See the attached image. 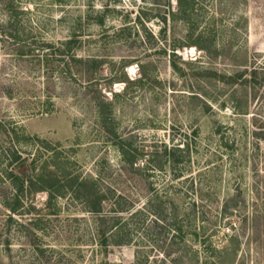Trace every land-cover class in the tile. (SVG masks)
I'll list each match as a JSON object with an SVG mask.
<instances>
[{
	"label": "rangeland",
	"instance_id": "obj_1",
	"mask_svg": "<svg viewBox=\"0 0 264 264\" xmlns=\"http://www.w3.org/2000/svg\"><path fill=\"white\" fill-rule=\"evenodd\" d=\"M192 6L0 0V264H264V0Z\"/></svg>",
	"mask_w": 264,
	"mask_h": 264
},
{
	"label": "trees",
	"instance_id": "obj_2",
	"mask_svg": "<svg viewBox=\"0 0 264 264\" xmlns=\"http://www.w3.org/2000/svg\"><path fill=\"white\" fill-rule=\"evenodd\" d=\"M178 3H179V10H180V13H177V14H181L183 18H188L189 17V13L193 10V6H192V0H178ZM192 9V10H191ZM177 14H174V12L171 14L172 18L175 17ZM9 35L11 37H17L16 34H12L11 32H9ZM74 39V38H73ZM72 41H75V40H68L67 42H65L66 44H70ZM194 45H197L198 44H194ZM68 47V45H67ZM77 61H81V59L77 60ZM94 62H96L95 60H92ZM215 76H217L216 73H214ZM241 75V73L239 72H234V73H231V74H224V75H221V79H223V81L227 82V83H236L238 77ZM250 75H251V78L249 80V82L255 84V83H258V85L262 84V82L264 81V63L262 64V66H254L252 67L251 69V72H250ZM220 79V78H219ZM8 89L11 90V87H8ZM104 106H107V103H104V102H100V104H97V111L99 113V115L101 116L102 118V113L104 112L103 110V107ZM16 124H14L13 126H15ZM13 126H10V128H3L0 132V141H13L14 138H17V134L15 132V129L13 128ZM120 149H121V153L123 154V157L127 154L128 155V151L125 150L122 146H120ZM3 150H0V155L2 154L3 155ZM10 162H9V165L15 163V162H19L20 163V160L24 161V158H22L19 154H17V151H13L12 153V156H8ZM125 161H126V158H124ZM135 159L134 157H130L128 159V162L129 163H135ZM9 175L13 178V182H14V186L16 188V192H20L21 190H23L25 188V185H30L32 183V179H30L29 177H25V176H21L22 174L20 175H17V174H14L13 171L11 170L9 172ZM42 184H45L47 183V185L49 187H53L54 185H57L59 183V181L57 179H52L50 177H47L46 179L44 180H41ZM59 187L60 184H59ZM70 189H73L71 188V186L69 185ZM47 186H41V187H38V188H35V191L37 190H47L46 189ZM73 192L75 190H72ZM65 193L63 194H60V195H64ZM100 202H101V198H98L96 201H94L95 205L93 207V210L94 212H99L100 213ZM236 204H233L232 206L228 205V203L225 204L224 206V211H228L229 209H231L232 207H235ZM20 206V202L19 200L17 199V195H14V198L12 199V203L9 204L8 206V209L11 213H15L18 208ZM231 213V212H230ZM117 221H111V230L115 227V223ZM100 244L103 245V246H106L108 243H107V237L105 236V231H101L100 233ZM127 244L128 241H124V239H119V240H116L114 241V244Z\"/></svg>",
	"mask_w": 264,
	"mask_h": 264
}]
</instances>
